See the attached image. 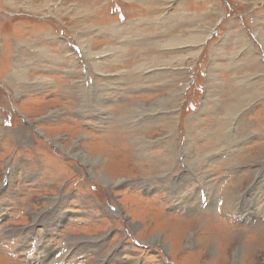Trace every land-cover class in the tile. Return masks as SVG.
<instances>
[{"label":"rangeland","instance_id":"rangeland-1","mask_svg":"<svg viewBox=\"0 0 264 264\" xmlns=\"http://www.w3.org/2000/svg\"><path fill=\"white\" fill-rule=\"evenodd\" d=\"M263 78L264 0H0V221L76 215L52 264H105L98 230L124 264H264Z\"/></svg>","mask_w":264,"mask_h":264},{"label":"crops","instance_id":"crops-1","mask_svg":"<svg viewBox=\"0 0 264 264\" xmlns=\"http://www.w3.org/2000/svg\"><path fill=\"white\" fill-rule=\"evenodd\" d=\"M15 154L16 153L10 154L8 161H11L12 163H15V165H17L18 159L16 158ZM32 166H35V165L31 164V167ZM35 178H36V182L38 181L37 184L39 186L42 179H40L39 177H35ZM30 185L31 183H28L27 186H30ZM44 186L45 185H43L42 187ZM29 189L33 190L35 189V187L31 185ZM24 195H25V198H24L25 200L24 201L22 200L21 202H26L28 200V195H30V193L27 194V191H26ZM27 205L28 206L30 205V210H35L34 203H31V201L30 202L27 201ZM14 211L17 212V208L16 209L11 208V210H9V213H8V219L4 222L0 221V264H52L55 259L57 258L58 260L60 259L59 255L61 253L65 254V251L58 250V253H57L55 250L56 247L58 248V245L62 239H66L69 237V240H71L72 242L78 243V241L81 238L79 237V235H76V233H74L77 231V230H74V229H77L76 227L73 228L72 232L68 231V229L71 226L70 222L71 220L75 218L76 215H72L70 221L66 219L64 220L63 218L61 223L58 222V220L56 221V219H54L53 221L51 220L47 221L45 219H42L40 221L41 223H36L38 221L34 222L32 219L26 222H23L25 221L23 220L20 223H14L15 221H17L12 218V213L16 214ZM72 211L76 212V210H73V209ZM67 221H69V223ZM65 222H67V224H62ZM97 224L101 225L102 223L97 222ZM123 224L124 226L125 225L129 226V223L127 221H125V223ZM8 227L10 228L9 230H7ZM39 227L41 228L38 229ZM107 232L105 233L106 235H104L103 238L101 235H98L99 230L97 233H93V235H89L93 239V241H95L96 239L95 244H97L98 250H96L95 248V253H97L96 256H99L97 261L100 258H105L104 259V261H106L105 264H114V263H117L118 261L121 262L119 264H124L122 262V258L123 259L125 258L123 255L124 254L123 252L125 251V249H123V245H120L114 248V246L117 244V243L113 244L114 236L112 237V235L108 234L109 232L108 233ZM116 232L117 234L120 233L119 231H116ZM124 232H125L124 233L125 236H128L134 244H136L134 239H139L138 241H140V243L141 241L143 242L142 239L137 238L138 235L136 231H135L134 238L131 236L130 233L132 232H130L128 228L124 230ZM98 236H101V237L98 238ZM19 237H22L23 239L21 242H18ZM82 237H85V236H82ZM26 241H28V244H26ZM45 242L46 244H43ZM125 243H128V242L126 241ZM34 244L35 246H40L41 251L37 252L36 247H34ZM132 245L128 243V245L125 246V248L129 250L130 246L133 247ZM2 247H4L5 249L2 250L1 249ZM6 247L8 248V251L10 250L9 252L6 250ZM50 249L52 250V252H49ZM91 254H94V252ZM120 254L122 256H120ZM79 257L77 256V258ZM169 258H171V262H173L174 264H178L176 261H174L175 253H173V255H171ZM127 259L129 258L127 257ZM89 260L90 259H88L85 264H88ZM69 264H72V263L70 262ZM76 264H82L81 259L79 261H76Z\"/></svg>","mask_w":264,"mask_h":264},{"label":"bare ground","instance_id":"bare-ground-1","mask_svg":"<svg viewBox=\"0 0 264 264\" xmlns=\"http://www.w3.org/2000/svg\"><path fill=\"white\" fill-rule=\"evenodd\" d=\"M203 34H204V33H203ZM203 34H200V36L203 35ZM196 35H197V34H196ZM196 35H195V37H196ZM196 38H198V40H199V38H200V37H199V34H198V37H196ZM201 39H202V38H201ZM193 40H195V38H194ZM196 41H197V40H196ZM202 41H203V40H202ZM191 42H192V41H191ZM90 53H91V52H90ZM160 60H161V59H160ZM262 76H263V75H262ZM263 79H264V78H263ZM172 96H173V95H172ZM172 96H171V97H172ZM173 97H174V96H173ZM164 98H165V97H164ZM168 98H169V97H168ZM167 100H168V99H167ZM167 100H166V101H167ZM172 100H173V99H172ZM158 101H159V100H158ZM166 101H165V102H166ZM157 103H158V102H157ZM157 106H159V105H157ZM159 108H160V107H159ZM228 115H229V114H228ZM85 133H86V132H85ZM88 135H89V134H88ZM108 214H109V213H108Z\"/></svg>","mask_w":264,"mask_h":264},{"label":"trees","instance_id":"trees-1","mask_svg":"<svg viewBox=\"0 0 264 264\" xmlns=\"http://www.w3.org/2000/svg\"><path fill=\"white\" fill-rule=\"evenodd\" d=\"M90 185H92V183H90Z\"/></svg>","mask_w":264,"mask_h":264}]
</instances>
